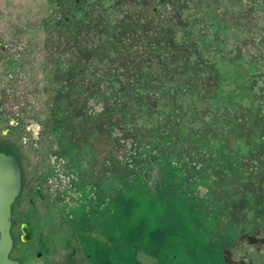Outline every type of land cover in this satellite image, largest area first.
<instances>
[{
  "label": "rangeland",
  "instance_id": "rangeland-1",
  "mask_svg": "<svg viewBox=\"0 0 264 264\" xmlns=\"http://www.w3.org/2000/svg\"><path fill=\"white\" fill-rule=\"evenodd\" d=\"M0 108L21 264H136L141 247L224 264L239 235L264 239V0H0ZM50 166L96 214L30 207Z\"/></svg>",
  "mask_w": 264,
  "mask_h": 264
},
{
  "label": "flooded vegetation",
  "instance_id": "flooded-vegetation-1",
  "mask_svg": "<svg viewBox=\"0 0 264 264\" xmlns=\"http://www.w3.org/2000/svg\"><path fill=\"white\" fill-rule=\"evenodd\" d=\"M0 115L4 118V115H3L2 111H1V108H0ZM15 124L22 125L21 122H18V123H15ZM31 128L33 129V127H31ZM10 155L14 156L16 161H17V163H18L17 157L15 155H13V154H10ZM18 165H19V163H18ZM51 166L48 169V174L44 178L46 180L45 181V186L46 187L43 190H42V187H35V188H31L30 187L29 188V193H30L29 204H30V207H31V204H33L32 199H31V193H32L33 195H35L40 200L43 199V201L45 200V198L49 197L50 198V201L48 202V205H49L48 208L49 209L52 208V206H54V201L53 200H55V199L58 202L57 206H60V208L64 207L66 209V211L74 210V209L77 210V209L83 208L84 205L88 206L89 203H91L92 206L89 207L88 209L86 208V210L84 211V213L87 212L88 217H89L90 214H89V212L87 210H89L90 212H94L95 208H96L95 205H97V200L96 201L95 200H89L90 198L87 197V196H83V195H80V194H78V195L75 194L77 196L76 197V201L75 202H69L70 197H74V195H72L71 192H70V189L72 187V186L69 185V181L70 180L65 181V178L60 174V168H58V167H60L61 165L60 166L56 165L58 167L55 168V169H52ZM20 170H21V191H22L23 172H22L21 167H20ZM21 191H20V193H21ZM44 192H46L47 196L44 194ZM98 210H99V207H98V209L96 211H98ZM96 211L94 212V214H96ZM11 212H12V210H11ZM94 218L95 217H92L93 220H94ZM256 230L257 229L255 228V231ZM257 235H258L257 231L255 232V235L254 234H250V235L241 234L235 240H233L231 243H228L227 244L228 247L222 248V252H223V254L221 255L222 262L224 264H251L250 256L252 255L253 248L256 247L257 249H259L258 250V252H259L258 255H260V254L263 255L262 262L260 261L258 264H264V239H259V237ZM242 242H245L250 247H249V249H245L243 252L238 253L236 251L237 246H240V244ZM140 251H143V250H140ZM135 256H136V254H135ZM38 257H39V255H38ZM155 258L158 260L157 257H155ZM14 260H16V259H14ZM134 260H135V257H134ZM18 262L21 264L20 261H18ZM158 264H159V260H158Z\"/></svg>",
  "mask_w": 264,
  "mask_h": 264
},
{
  "label": "water",
  "instance_id": "water-1",
  "mask_svg": "<svg viewBox=\"0 0 264 264\" xmlns=\"http://www.w3.org/2000/svg\"><path fill=\"white\" fill-rule=\"evenodd\" d=\"M21 191V170L14 156L0 152V264H20L10 257L13 247L11 236L12 205ZM23 243L30 240L29 228L26 224L20 227ZM137 264H158V260L138 251L135 256Z\"/></svg>",
  "mask_w": 264,
  "mask_h": 264
},
{
  "label": "trees",
  "instance_id": "trees-1",
  "mask_svg": "<svg viewBox=\"0 0 264 264\" xmlns=\"http://www.w3.org/2000/svg\"><path fill=\"white\" fill-rule=\"evenodd\" d=\"M0 152H3V153H6V154H11V153H8V152H6V151H3V150H0ZM119 210V209H118ZM127 209L126 208H124L123 210L122 209H120V211H122V214L124 213V212H127L126 211ZM124 211V212H123ZM140 217L137 213H133L132 214V219L131 220H133L134 221V219H136L137 217ZM125 218V217H124ZM133 235V234H132ZM134 236V235H133ZM115 241V240H114ZM114 241H113V239H112V241L110 240V242H112V244H111V246H113L114 247V245H115V243H114ZM140 250H143V251H145L147 254H149V255H151V256H153V257H157L158 258V260H159V264H162L163 262V260H162V258H161V256L160 255H157L156 253H152V252H149L146 248H140L138 251H140ZM210 255H212L211 253H210ZM213 258V260H215V261H221V256H220V254H217V255H215L214 257H212ZM211 262H213L214 263V261H212L211 260ZM137 264V263H136ZM207 264V263H206Z\"/></svg>",
  "mask_w": 264,
  "mask_h": 264
}]
</instances>
